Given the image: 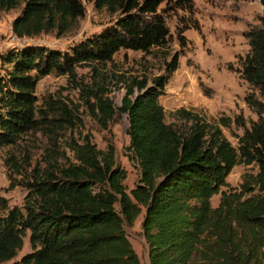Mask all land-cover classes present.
I'll use <instances>...</instances> for the list:
<instances>
[{
    "label": "trees",
    "instance_id": "1",
    "mask_svg": "<svg viewBox=\"0 0 264 264\" xmlns=\"http://www.w3.org/2000/svg\"><path fill=\"white\" fill-rule=\"evenodd\" d=\"M86 1L119 17L68 51L27 45L1 55L6 68L0 75V146L42 127L50 135L73 126L63 104L58 119L37 111L34 87L40 78L51 72L73 77L80 64L110 62L120 49L146 54L162 47L170 33L159 6L192 9V0ZM21 4L11 21L18 38L60 36L84 13L80 0H0V11ZM182 31L176 33L181 48ZM242 35L248 50L239 57V73L250 89L243 100L256 118L246 127L242 115L234 117L243 129L236 147L220 130L229 126L227 116L206 122L180 108L176 116L183 127L164 121L158 97L177 66L176 52L165 63V74L150 85L145 79L127 84L117 107L101 88L90 90L85 103L101 129L117 115L126 116V149L138 170L136 183L126 190L125 171L110 141L98 149L84 134L64 141L59 153L49 148L45 165L21 178L22 205L9 207L0 197V264L16 255L25 236L30 251L19 264H139L125 231L139 214L149 264H264V17ZM237 164L256 170L242 173L238 186L231 187L225 178ZM12 166L17 168L15 160Z\"/></svg>",
    "mask_w": 264,
    "mask_h": 264
},
{
    "label": "rangeland",
    "instance_id": "2",
    "mask_svg": "<svg viewBox=\"0 0 264 264\" xmlns=\"http://www.w3.org/2000/svg\"><path fill=\"white\" fill-rule=\"evenodd\" d=\"M80 1L84 7L83 16L77 18L71 28L60 36L47 32L33 37H15L11 32V21L19 14L22 4L8 11H0V57L9 50L27 45L68 51L79 41L112 25L119 17L117 12L98 10L91 2ZM159 10L166 18L170 33L164 46L153 47L146 54L120 49L110 62L80 64L75 68L73 77L51 72L36 82L34 95L37 111H46L49 118L58 119L59 106L63 104L73 115L74 124L72 127L54 129L55 132L52 131L50 135L42 127L21 135L15 144L0 146V197L5 199L7 206L22 205L26 190L19 184L21 178L34 166L45 165L49 148L59 153L63 151L64 141L70 138L79 140L84 134L90 136L98 149H104L108 141L112 143L115 161L125 171L123 184L127 191L131 189L137 181L138 170L126 149V116L117 115L106 130L101 129L85 103L87 93L101 88L103 94L117 107L127 84L132 80L145 79L150 85L152 78L165 74V63L175 52L178 53L177 66L168 75L163 92L158 97L164 121L183 127L184 122L176 116L180 108L196 112L206 122H215L218 117L227 116L231 122L228 127L220 126V130L236 147V136L243 129L233 123L234 117L242 115L246 127L250 120L256 118L243 100L250 89L239 73V57L242 58L248 50L242 33L248 25L257 24L258 19L264 17V4H260L259 0H192L191 11L171 10L170 5L164 4L159 6ZM193 23L197 24V29L190 27ZM181 27L188 28L184 30ZM180 29L186 39L182 48L176 38L177 30ZM5 68V65L0 64V75ZM39 115L37 113V117ZM13 160L17 168L12 166ZM62 162V159H57V163ZM255 170L254 165L237 164L232 167L225 181L229 186L236 187L242 173ZM218 196L217 193L210 198L211 206H216ZM141 217L142 214H139L125 231L139 264H149L147 247L140 233ZM29 251L25 236L21 248L5 264H19L21 257Z\"/></svg>",
    "mask_w": 264,
    "mask_h": 264
}]
</instances>
